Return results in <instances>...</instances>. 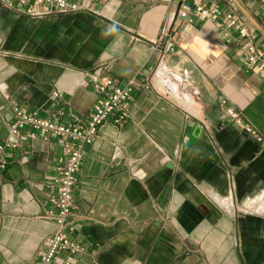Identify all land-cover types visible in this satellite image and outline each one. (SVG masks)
<instances>
[{
    "label": "crops",
    "instance_id": "1",
    "mask_svg": "<svg viewBox=\"0 0 264 264\" xmlns=\"http://www.w3.org/2000/svg\"><path fill=\"white\" fill-rule=\"evenodd\" d=\"M69 1L82 9L26 15L0 2V140L13 103L84 123L98 100L93 74L139 85L128 121L104 123L87 147L70 226L83 251L73 264H264V79L221 24L241 11L221 0L214 20L177 19L174 51L163 52L156 44L171 0ZM237 1L264 29L259 1ZM6 161L0 264H33L55 229L44 216L63 151L54 137L22 135Z\"/></svg>",
    "mask_w": 264,
    "mask_h": 264
},
{
    "label": "built area",
    "instance_id": "2",
    "mask_svg": "<svg viewBox=\"0 0 264 264\" xmlns=\"http://www.w3.org/2000/svg\"><path fill=\"white\" fill-rule=\"evenodd\" d=\"M188 0H171L172 7L166 15L164 25L157 41L162 51H174L171 46L172 29L177 19L184 21L191 16L198 20H214L220 15L221 0H193V6L187 5ZM264 9V0H257ZM7 7L26 15L67 14L80 11L81 6L69 0H0ZM44 6L43 11H37ZM222 25L232 28L237 34L238 53L243 62L264 79V49L257 44L256 34L248 27L245 17L236 12H226ZM219 24V25H221ZM93 89L98 96L89 118L84 122L65 124L61 122L63 112L58 111L48 117L40 116L38 111L25 106L12 104L13 120L8 126V137L0 140V171L7 169L6 156L19 145V138L26 135L30 139L42 136L54 137L63 151L64 161L56 169V176L50 184L52 209L44 219L53 221L54 231L47 237L44 247L37 255L33 264H53L57 255L66 252L67 256L61 264H73L75 255L83 251L82 245L71 238V220L75 208L74 190L82 161L87 147L97 137L100 128L106 122L123 125L128 121L130 99L139 85L130 80L121 84L111 76L91 78ZM57 97L56 92H52ZM226 114L235 124L243 127L247 133L255 135V130L243 124L241 117L233 108H227Z\"/></svg>",
    "mask_w": 264,
    "mask_h": 264
},
{
    "label": "water",
    "instance_id": "3",
    "mask_svg": "<svg viewBox=\"0 0 264 264\" xmlns=\"http://www.w3.org/2000/svg\"><path fill=\"white\" fill-rule=\"evenodd\" d=\"M237 8L241 11V13L249 20V22L263 35L264 37V29L262 26L251 16V14L237 1L232 0Z\"/></svg>",
    "mask_w": 264,
    "mask_h": 264
},
{
    "label": "bare ground",
    "instance_id": "4",
    "mask_svg": "<svg viewBox=\"0 0 264 264\" xmlns=\"http://www.w3.org/2000/svg\"><path fill=\"white\" fill-rule=\"evenodd\" d=\"M261 200V199H260ZM253 202H256V201H254L253 200ZM259 202V201H258ZM257 203V202H256ZM262 204V203H261ZM231 206H232V203H231ZM248 206L249 207H252L253 206V204H252V202L250 203V204H248ZM246 208V207H245ZM262 208V205L261 206H259V204L257 205L256 204V210H260ZM253 209V208H252ZM255 210V209H254ZM254 212V211H253ZM256 212V211H255Z\"/></svg>",
    "mask_w": 264,
    "mask_h": 264
}]
</instances>
